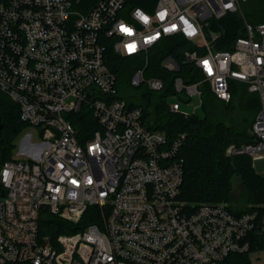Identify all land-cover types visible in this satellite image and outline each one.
<instances>
[{
    "label": "built area",
    "instance_id": "2783aa9c",
    "mask_svg": "<svg viewBox=\"0 0 264 264\" xmlns=\"http://www.w3.org/2000/svg\"><path fill=\"white\" fill-rule=\"evenodd\" d=\"M246 1L157 0L152 11L129 8V0L0 3V92L41 141L23 139L29 160H0V264H264V206L236 213L226 203L183 201L185 136L170 144L147 129L143 109L129 103L135 95L120 94L108 65L110 46L140 59L131 87L160 92L162 79L146 77L150 55L184 38L192 45L185 63L202 78L174 79L171 99L179 101L171 112L189 119L205 86L228 103L231 84H246L261 104L254 140L227 154L264 160V23L245 20L228 51L215 49L220 34L210 29L212 20L242 13ZM162 67L180 71L173 57ZM85 110L97 128L82 144L71 116ZM91 209V221L72 234L40 232L47 214L77 226Z\"/></svg>",
    "mask_w": 264,
    "mask_h": 264
},
{
    "label": "trees",
    "instance_id": "16d2710c",
    "mask_svg": "<svg viewBox=\"0 0 264 264\" xmlns=\"http://www.w3.org/2000/svg\"><path fill=\"white\" fill-rule=\"evenodd\" d=\"M8 1L0 0V3ZM156 3L157 0H129L128 7L152 11ZM248 3H250L248 9L244 11L242 5V13L229 14L221 20L211 21V31L220 34L215 43L217 51L231 50L236 40L244 36L245 20L255 25L264 23V0H251ZM191 48V43L180 37L163 42L150 55L146 77L162 79L165 88L160 92H152L142 86L136 89L137 93L129 100V103L131 106L141 107L143 124L146 128L164 133L170 144L180 136H185L179 151V159L183 161L184 167L181 193L183 201L191 204L229 202L234 179H239L247 193L243 203L263 204L264 176L255 172L251 157L226 156L229 146H241L253 142L254 138L250 130L260 111L261 104L258 96L249 94L246 84L233 82L231 84L232 99L225 103L215 97L205 86L203 118L196 114L185 119L170 110L171 97L175 94L174 79L181 77L187 83H195L202 78L194 65L185 63L184 54ZM168 57H173L178 63L179 72L171 73L162 67V62ZM108 65L117 75L119 89L124 81L131 87V78L136 69L142 66V62L140 59L118 56L110 46ZM241 93L245 96L240 103L241 113L235 116L236 107L233 102ZM0 113L2 115L0 160L4 162L13 159L15 143L28 125L22 122L19 107L1 92ZM71 120L80 132L81 143L90 139L97 128L90 110L72 115ZM3 190L0 183V196ZM248 210L235 208L233 211L242 213ZM91 213H95V210H89L77 226L47 214L40 222V232L43 236H50L52 239L59 235L72 234L91 221Z\"/></svg>",
    "mask_w": 264,
    "mask_h": 264
},
{
    "label": "rangeland",
    "instance_id": "374dc122",
    "mask_svg": "<svg viewBox=\"0 0 264 264\" xmlns=\"http://www.w3.org/2000/svg\"><path fill=\"white\" fill-rule=\"evenodd\" d=\"M251 0H247L244 4H243V11L248 9V6L250 3ZM247 3V4H246ZM246 4V5H245ZM247 89V92L251 95H253L248 88ZM119 92L122 96L126 97V98H130L132 96H134L137 91L136 89L130 87L128 85V83L126 81L122 82L119 86ZM7 96V95H6ZM245 96H243V94L241 93L239 96H237L235 99H234V105L236 107L235 111H234V115L235 116H238L241 111V102L243 101L242 99H244ZM179 100L178 99H171V103H174V102H178ZM197 100H195L196 102ZM195 105H198L195 104ZM191 107V108H186L187 110H193L194 106ZM239 109V110H238ZM87 110H85L86 112ZM197 114L203 118L204 117V111L202 108H199L197 110ZM27 135H31L32 136V141L33 143H39L41 142L40 141V138H39V135H38V131L33 128L32 126H27V128H25V130L21 133V135L19 136L18 140L16 141L15 145V149L13 151V158L16 159V160H29L31 157L22 153L20 151V148H21V144H22V141L23 139L27 136ZM84 142H82V144H84ZM228 149V148H227ZM226 156H228L227 154V150H226ZM230 158H233L234 156H228ZM253 166H254V169H255V172L260 175V176H264V160H254L253 161ZM230 197H231V200L229 202H220V203H226V204H229L233 209L237 208V209H242V208H247V209H255V208H261L264 206V203L263 204H257V205H254V204H246V203H243V201L246 200L247 198V193L245 191V188L243 187L241 181L239 179H234V183H233V190L230 194Z\"/></svg>",
    "mask_w": 264,
    "mask_h": 264
},
{
    "label": "snow or ice",
    "instance_id": "6c2138e0",
    "mask_svg": "<svg viewBox=\"0 0 264 264\" xmlns=\"http://www.w3.org/2000/svg\"><path fill=\"white\" fill-rule=\"evenodd\" d=\"M121 30L122 31H128V29H125V28H122ZM134 47H135L134 45L133 46H130V50H134Z\"/></svg>",
    "mask_w": 264,
    "mask_h": 264
},
{
    "label": "water",
    "instance_id": "95a60500",
    "mask_svg": "<svg viewBox=\"0 0 264 264\" xmlns=\"http://www.w3.org/2000/svg\"><path fill=\"white\" fill-rule=\"evenodd\" d=\"M0 121H2V115H1V113H0ZM1 128H2V123L0 124V130H1ZM1 195L4 196V192H2Z\"/></svg>",
    "mask_w": 264,
    "mask_h": 264
}]
</instances>
